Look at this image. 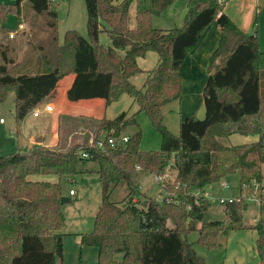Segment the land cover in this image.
Masks as SVG:
<instances>
[{
  "label": "trees",
  "instance_id": "16d2710c",
  "mask_svg": "<svg viewBox=\"0 0 264 264\" xmlns=\"http://www.w3.org/2000/svg\"><path fill=\"white\" fill-rule=\"evenodd\" d=\"M25 1L36 14L45 16L49 26H55L57 12L51 0L0 2V25L10 14H19ZM173 1L84 0L87 36L69 29L59 42L55 33L51 35V52L42 54L34 73L13 70L7 48L0 50V102L14 92L17 123L39 103L51 101L58 81L73 73H86L85 86L104 95L105 105L127 94L138 107L129 116L121 112L113 118L87 117L85 130L93 132L92 138L87 133L81 142L74 140L69 145L61 143L60 114L55 146L39 145L0 155V264H54L56 258H62L61 183L33 178L40 174L54 173L71 182L80 171L98 174L101 201L92 230L80 234V244L97 248L95 264H205L188 240L191 232L198 233L196 243L212 249L220 236L245 227L242 213L246 202L241 194L221 203L223 219L206 220L211 203L203 193L210 184L236 173L240 188L252 178L257 184L261 181L264 51L257 33L242 31L223 11L227 0H188L180 27H154L153 17ZM214 20L220 36L206 68L204 114L201 118L182 116L174 134L163 123L162 107L182 98L183 60ZM102 32L111 45L100 42ZM148 51L156 52L158 63L137 88L130 78L142 72L137 59ZM142 111L160 134L156 150L139 148L142 132L136 114ZM122 135L127 141L119 147L107 143L109 137ZM234 135L255 139L232 143ZM97 140H102V146L96 145ZM89 160L97 163V169L82 171L79 164ZM170 168L175 171L173 182L166 183L165 189L171 191V198H146L143 206L132 201L139 193V177L164 175ZM119 183H125L128 198L122 206L109 199ZM249 227L258 232L255 250L264 264L262 219ZM49 238L51 246L46 245Z\"/></svg>",
  "mask_w": 264,
  "mask_h": 264
},
{
  "label": "rangeland",
  "instance_id": "374dc122",
  "mask_svg": "<svg viewBox=\"0 0 264 264\" xmlns=\"http://www.w3.org/2000/svg\"><path fill=\"white\" fill-rule=\"evenodd\" d=\"M13 1L0 0V2L8 3ZM118 1L113 0L114 3ZM52 5L57 12L54 27L47 24L44 15L36 14L27 1L22 3L19 14H10L7 20L0 25V50L7 48L8 55L12 58L13 70L25 73L36 72L37 69H29L30 60L34 61L36 59L34 57L36 53L41 58L42 54L51 52L52 44L50 38L54 33L59 42L62 41L64 32L69 29H74L81 35L87 36V12L84 0H60L59 2H52ZM159 15L154 16V19H157L155 23L160 27L164 25L169 27L167 26L168 23L165 24L167 19ZM133 22L134 7L131 6L130 23L133 24ZM18 23L24 25V30L18 29ZM257 23L259 47L264 51V1L259 8ZM9 32H15L14 37L10 38L8 36ZM100 42L105 46L111 45L110 38L103 32L100 33ZM153 58L157 60L158 56L156 52L150 51L143 63H141L140 59V66H152L154 63ZM145 73L147 72L141 74ZM141 74H137L132 79L137 88L142 87L140 85L142 82L139 80L140 76H143ZM173 106L170 104L163 107V123L172 133L177 134L182 111L179 108L173 109ZM137 109L135 101L129 95L122 94L119 99L107 105L105 117L113 118L121 112H125L129 116L135 113ZM33 110L34 108L31 111L33 112ZM42 117L43 114L40 118H34L30 114L26 118L24 125L20 126V122L17 123L14 118V92H8L6 99L0 102V119L2 118L0 120V155L17 150L25 151L29 145L28 137L26 136L36 133L38 124L44 118ZM136 119L142 132L139 148L146 151L158 149L161 137L147 114L143 111L138 112ZM87 122H89L87 119L62 120L61 143L69 145L74 140L81 142L87 133L88 138L91 139L93 132L89 133L85 130ZM92 126L94 127V124ZM72 128L74 129L72 132L68 131ZM232 137L230 141L237 143L238 141H234ZM254 139L255 137L252 138V140ZM79 167L81 170L85 168L97 169L98 165L95 161L89 160L80 163ZM174 172L170 168L164 175L146 174L139 177L137 181L139 193L138 196H132V201L143 206L142 200L146 198L161 200L164 197H170L172 193L169 189H165V185L168 182H173ZM260 172L261 181L259 184L262 188L255 183L254 178L251 179V183L245 184V186L243 185L240 188L237 173L206 187V196L211 203L205 215L206 220L223 219V206L219 198H234V195L241 194L246 202V208L242 213V223L245 227L230 230L226 235L220 236L219 243L215 248L206 249L196 243L198 237L196 231L188 235V240L193 242L196 253L204 258L205 264H259V257L255 250L258 232L256 229L250 228L249 225L253 224V221L257 220L256 222H258L260 218L264 225V163L260 165ZM33 178L50 181L60 180L62 193L66 197L70 196L68 193L70 189L75 192L74 195L70 196L69 201L62 203L61 206L64 221L59 232L63 235V255L61 259L59 257L56 259H60L62 264H95L97 248L80 244V234L92 230L94 215L101 201L98 174L96 172L80 171L71 177L74 182L68 181L65 177L58 178L54 173L40 174ZM221 183H225L224 186L227 187H222ZM125 188V183H119L110 194L109 199L117 201L121 206L125 205L128 202V198L125 197L127 193ZM168 225L172 226L170 220H168ZM46 245H52L50 238L46 241Z\"/></svg>",
  "mask_w": 264,
  "mask_h": 264
},
{
  "label": "crops",
  "instance_id": "0c3cea01",
  "mask_svg": "<svg viewBox=\"0 0 264 264\" xmlns=\"http://www.w3.org/2000/svg\"><path fill=\"white\" fill-rule=\"evenodd\" d=\"M60 1V0H58ZM121 1V0H119ZM118 1V2H119ZM264 0H227L223 6V11L235 22V24L244 32L257 33V16L259 14V8ZM187 2L188 0H174L170 5H168L162 12L160 17H164L167 26H158L155 22L157 19H152V24L157 28H171L173 26L180 27L185 18L187 12ZM134 3L132 7H134ZM131 9V8H130ZM163 19V18H161ZM220 33L218 31L216 21H212L203 31L197 44L188 52L185 56L181 75L183 78V96L180 100H174L167 103L165 106L174 105L173 109L179 108L182 111L181 117L189 114H196L198 118H201L204 114V105L202 99V89L207 77V64L209 56L212 50L217 45ZM137 59L138 66L142 70L139 80H141V86L143 85L146 77L158 63V59L153 58V67L150 65L140 66L146 59V55ZM36 59L34 61L30 60L29 69L35 70L39 69L41 61L38 59L39 54L36 53L34 56ZM149 63V62H148ZM152 67L151 69H149ZM147 68V69H146ZM137 76L133 75L130 80L133 83V78ZM87 80L86 73L78 74H67L62 77L56 87V94L53 99H51L53 108L51 112L42 111L38 116H33L32 111L28 112L24 118L20 121V126L24 125L26 118L31 114L34 118H40L43 114V120L38 124L37 131L34 134H28L29 145L26 150H29L35 146H55L58 141L57 127H58V116L61 114V119L64 120H76V119H86L87 117L93 116L94 118H100L106 115L107 105H105V96L99 93L95 89L87 88L85 82ZM134 84V83H133ZM141 88V87H140ZM162 107V111H163ZM2 120V118L0 119ZM41 136L42 141L38 142L36 139ZM253 137L245 136H234L232 139L238 141L237 143L250 142ZM235 143V142H232ZM262 165V164H261ZM92 169V168H91ZM239 176V174H238ZM99 179V178H98ZM74 182V180L72 181ZM245 186V185H244ZM150 187V186H149ZM148 187V188H149ZM262 188V186L260 185ZM139 189V188H138ZM69 193V192H68ZM240 193V189H239ZM69 194L70 196L74 195ZM206 195V189L204 191ZM63 196L65 194L62 193ZM69 196V198H70ZM238 196L234 195V198ZM134 200V199H133ZM259 200V199H258ZM260 202V201H259ZM261 204V203H260ZM257 221V220H256ZM256 221L252 223L255 224ZM61 259V258H60ZM60 259H56L54 264H62ZM259 264H262L259 260Z\"/></svg>",
  "mask_w": 264,
  "mask_h": 264
},
{
  "label": "built area",
  "instance_id": "2783aa9c",
  "mask_svg": "<svg viewBox=\"0 0 264 264\" xmlns=\"http://www.w3.org/2000/svg\"><path fill=\"white\" fill-rule=\"evenodd\" d=\"M52 2H59L58 0H51ZM17 27L19 30H24V25L22 23H18ZM15 32H9L8 36L10 38L14 37ZM53 108V105L51 102H42L39 103L36 107H34V110L32 112L33 116H38L42 111H46V112H51ZM127 141V136L126 135H122L118 138H114V137H109L107 139V143L111 146V147H116V146H120L121 144L125 143ZM102 140H97L96 141V145L97 146H102ZM82 156H87L86 152H82L81 153ZM161 180V179H160ZM225 183H221L222 187H227L224 186ZM227 185V184H226ZM74 191L72 189L69 190V194H73ZM198 193V192H197ZM204 194V193H203ZM233 198H219L220 203L224 202L225 200L231 201Z\"/></svg>",
  "mask_w": 264,
  "mask_h": 264
},
{
  "label": "water",
  "instance_id": "95a60500",
  "mask_svg": "<svg viewBox=\"0 0 264 264\" xmlns=\"http://www.w3.org/2000/svg\"><path fill=\"white\" fill-rule=\"evenodd\" d=\"M41 139H42L41 136H38L36 140H37L38 142H40ZM67 201H69V197H66V196H63V195H62L61 198H60V202H61V204L64 203V202H67Z\"/></svg>",
  "mask_w": 264,
  "mask_h": 264
}]
</instances>
